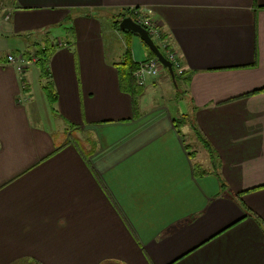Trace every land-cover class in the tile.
<instances>
[{
    "label": "crops",
    "instance_id": "0c3cea01",
    "mask_svg": "<svg viewBox=\"0 0 264 264\" xmlns=\"http://www.w3.org/2000/svg\"><path fill=\"white\" fill-rule=\"evenodd\" d=\"M134 10L177 53L178 83L167 70L135 95L121 86L129 52L152 57L119 29ZM0 13V264H264V0H0ZM11 35L22 48L4 53ZM45 39L52 101L35 62L23 89L7 61ZM20 127L31 157L14 155Z\"/></svg>",
    "mask_w": 264,
    "mask_h": 264
},
{
    "label": "built area",
    "instance_id": "2783aa9c",
    "mask_svg": "<svg viewBox=\"0 0 264 264\" xmlns=\"http://www.w3.org/2000/svg\"><path fill=\"white\" fill-rule=\"evenodd\" d=\"M134 12H133L134 15H132L134 20L138 24L146 28V30L148 31L149 35L151 36V38L154 40L155 43H156L155 39L158 40L160 46L159 44L157 43L156 44L161 50V52L162 51L165 52L164 55L167 57L169 61H171L173 65V69L179 74H182L183 66L181 64V60L179 59L177 53L170 48L169 41L164 38V34L157 25L156 21L153 20L150 16L144 14L143 12H140L139 10H134ZM7 61L16 67L20 76L22 87L23 89H26L25 73L29 65L35 62V57H32L30 60H28L25 57V55L22 53H18V54L12 53L7 56ZM164 68L165 67L155 56L143 61L140 65H138V67L133 72V77L137 83L144 84L146 82L147 74L158 76L159 73Z\"/></svg>",
    "mask_w": 264,
    "mask_h": 264
},
{
    "label": "trees",
    "instance_id": "16d2710c",
    "mask_svg": "<svg viewBox=\"0 0 264 264\" xmlns=\"http://www.w3.org/2000/svg\"><path fill=\"white\" fill-rule=\"evenodd\" d=\"M132 33L131 31H128ZM146 45V44H145ZM147 46V45H146ZM149 53L152 57H155V54L149 49L147 46ZM56 49V44L52 42L50 39H45L42 43H31L29 45V49L22 52L25 54L28 60L31 59L32 55L37 57V60L35 61L36 66L40 70L41 77L46 79V82L44 83V89L49 96V98L52 100L56 99V94L53 88V85L48 81V64L50 62L51 56L53 55L54 51ZM20 53V52H18ZM128 53L126 59L121 63V69H120V79H121V86L124 88H132L131 93L135 95L138 93L135 89H133L135 85V79L133 77L134 70L138 67V64L133 61L131 56ZM31 56V57H30ZM151 57V58H152ZM26 80V78H25ZM176 83H178V75H176L175 78ZM27 88V83H26ZM135 110L137 109V102L134 103ZM181 121L177 120V125H180Z\"/></svg>",
    "mask_w": 264,
    "mask_h": 264
},
{
    "label": "rangeland",
    "instance_id": "374dc122",
    "mask_svg": "<svg viewBox=\"0 0 264 264\" xmlns=\"http://www.w3.org/2000/svg\"><path fill=\"white\" fill-rule=\"evenodd\" d=\"M144 13V12H143ZM144 14H146V13H144ZM147 15V14H146ZM0 16H1V13H0ZM148 16V15H147ZM150 16V15H149ZM104 19V21H105V24H107V26H109V24L111 25V23L114 21L113 20V18H107V17H104L103 18ZM153 19V18H152ZM154 20V19H153ZM116 21V20H115ZM13 23V19H12V21L11 22H7V24H12ZM57 27V26H56ZM56 27H52V28H50V32L52 33V36H54L55 37V32L57 31V29H56ZM58 28V27H57ZM29 35V34H28ZM123 35H125V33L123 32ZM37 36V35H36ZM42 36V35H41ZM61 37V36H60ZM16 37H14V36H9L8 37V39H9V41H7V39L5 38L2 42H3V48H5V50H4V53L6 52V50H9L10 49V51H13V50H15L16 48H19V47H21L22 48V46L19 44V41L18 40H16L15 39ZM20 39L22 38L21 36L19 37ZM39 36H37V40H39ZM33 39H35V37L33 36ZM155 41H156V43L157 44H159V42H158V40L157 39H155ZM159 46H160V44H159ZM20 53H22V52H20ZM14 54H18V53H14ZM23 54V53H22ZM9 55V54H8ZM7 55V56H8ZM25 55V54H24ZM26 57V56H25ZM31 57V56H30ZM32 57H34L33 55H32ZM31 57V58H32ZM27 58V57H26ZM37 60V57L35 56V61ZM11 65H13V64H11ZM14 66V65H13ZM15 67V66H14ZM16 68V67H15ZM17 70V69H16ZM18 72V71H17ZM162 72H165V73H163V74H166V73H168L167 72V69H163L160 73H159V75H161L162 74ZM158 75V76H159ZM158 76H156V77H158ZM181 82H179V84H180ZM25 102V103H24ZM27 100H25L24 98H22V100H21V103L20 104H23L22 106H25V108L27 107V110H28V115H29V119H31V110H30V108H31V106H29L30 104H27ZM25 104V105H24ZM51 124H53L52 123V119H50V121H49V124L48 125H51ZM27 134H29V135H27ZM19 137H20V139H19V143H20V147L18 148V150L14 153V155H18L19 157H22V156H30L31 157V132H27L26 130H24V128L23 127H20V130H19ZM56 139L58 140L59 139V132L57 131V133H56Z\"/></svg>",
    "mask_w": 264,
    "mask_h": 264
},
{
    "label": "water",
    "instance_id": "95a60500",
    "mask_svg": "<svg viewBox=\"0 0 264 264\" xmlns=\"http://www.w3.org/2000/svg\"><path fill=\"white\" fill-rule=\"evenodd\" d=\"M119 29L122 31H131L141 38V40L149 47V49L155 54L162 65L169 71L172 78L175 79V72L171 61L161 52L154 40L149 35L146 28L138 24L132 17H125L121 20Z\"/></svg>",
    "mask_w": 264,
    "mask_h": 264
}]
</instances>
